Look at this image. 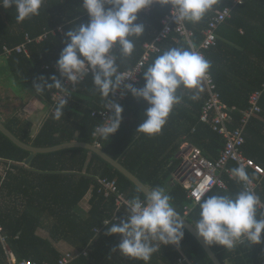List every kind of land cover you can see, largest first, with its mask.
<instances>
[{
  "label": "trees",
  "instance_id": "obj_1",
  "mask_svg": "<svg viewBox=\"0 0 264 264\" xmlns=\"http://www.w3.org/2000/svg\"><path fill=\"white\" fill-rule=\"evenodd\" d=\"M233 5V0H220L213 6L203 20L193 24L184 22L193 32V40L198 43L203 38V30L216 11ZM108 7V6H106ZM171 6H152L137 14L135 23L144 26L140 37H129L135 50L131 57L120 54L119 45L115 49L118 74L133 65L143 52V44L151 42L161 28V20ZM15 5L5 9L0 0V56L3 48H12L24 41L25 34L35 39L47 32L41 41H32L28 46L29 56L12 52L4 58L7 75L13 83L34 93V84L44 76L47 83L50 77H60L57 61L67 46L66 33L80 25L90 23V17L83 9V0H44L40 14L23 23H17ZM61 26L62 33L52 34L51 30ZM217 40L213 47L204 50V57L211 62L209 70L220 95L224 110L233 121L230 129L239 127L241 111L249 107V96L262 90L261 111L252 116L244 128L243 153L264 170V0H244L235 5L231 15L216 29ZM70 43V40L67 41ZM160 52L153 53L145 64L140 80L135 86L143 88L146 81L144 72L171 48L191 50L190 46L177 33H171L159 44ZM44 88L43 97L51 102V93ZM195 90L180 89L177 95L182 102L170 114L162 134L149 137L136 132L146 119L145 113L150 105L143 99L137 100L132 94L121 105L122 123L119 130L105 140L100 137V149L119 162L136 176L146 187L154 190L163 187L172 197L171 203L185 220L195 227L200 218L199 205L187 198V189L173 178V173L181 159L177 153L181 147V137L186 135L189 142L199 147L203 155L211 160L218 158L225 139L214 131L210 124L200 121V113L207 94L203 91L199 99L191 96ZM110 98V95L108 99ZM105 106V101L94 91L92 73L84 78L79 88L70 95L60 120L54 118V110L42 123L38 133L30 137L23 133L15 119L1 120V123L20 141L35 147H53L73 141L93 144V131L99 119L92 116L95 109ZM51 108V107H50ZM194 129V130H193ZM30 152L18 147L0 131V225L3 241L0 240V264H6V250L17 260H34L38 263L55 264L64 251L56 246L64 242L70 246L65 251L78 252L79 255L69 264H145L118 254L122 236L106 235L112 224L119 225L126 219V204L118 207L116 201L121 194L128 201L146 195L120 171L103 160L96 153L84 148H67L48 153L35 154L25 165ZM24 164V165H23ZM232 172L238 168L234 162L227 166ZM249 177L257 183L255 194L264 204V174L245 168ZM101 179L115 180L117 193L106 194ZM226 188L213 187L205 199L211 195L229 196L244 189L238 178L223 173ZM89 194L87 211L80 203ZM190 206L189 210H185ZM264 211L258 207V218ZM117 215L118 220L114 221ZM108 220L107 224L104 222ZM95 228H101L98 233ZM44 231L45 236L39 232ZM184 239L180 245H162L147 264H176L183 254L195 264H213L200 243L184 228ZM262 243L238 244L234 250L220 245L210 246L221 264H262L264 261V233ZM116 248L117 251L112 250ZM85 251L86 254H82Z\"/></svg>",
  "mask_w": 264,
  "mask_h": 264
},
{
  "label": "clouds",
  "instance_id": "obj_2",
  "mask_svg": "<svg viewBox=\"0 0 264 264\" xmlns=\"http://www.w3.org/2000/svg\"><path fill=\"white\" fill-rule=\"evenodd\" d=\"M218 3L220 0H83V9L89 15L90 23L74 27L66 33L67 46L60 53L57 69L60 77L74 86L92 73L94 91L101 95L107 110L114 112L96 129V135L107 140L119 130L124 109L108 97L122 85L134 98L143 99L150 105L145 113L146 119L136 132L149 137L162 134L174 107L182 102L183 97L177 95L178 91L195 90L191 99H199L203 82L212 67L194 45L192 50L171 48L144 72L146 84L143 88L124 84L126 79L134 76L118 74L114 49L119 45L121 56L131 57L135 44L129 37H140L144 33V26L135 23L137 14L153 4L170 5L176 24H196ZM43 4L44 0H2L5 9L15 5L17 23L38 16ZM47 79L39 77L38 80L43 83L34 84L35 91L43 96L45 87L49 91L59 90L61 95L54 118L60 120L70 92L57 76L50 77L52 83H47ZM232 174L245 185L244 189L235 198L211 195L207 199L205 196L209 189H203L196 197L200 218L194 227L206 245H220L228 250H234L238 244L258 245L262 243L264 233V218L257 216L260 197L248 187L252 180L244 166L233 169ZM171 200L163 187H157L147 192L145 200L137 196L126 202V219L119 225L112 224L106 232V235L122 236L118 250L124 257L147 264L162 245H180L185 235V219ZM261 215L264 217V214Z\"/></svg>",
  "mask_w": 264,
  "mask_h": 264
},
{
  "label": "built area",
  "instance_id": "obj_3",
  "mask_svg": "<svg viewBox=\"0 0 264 264\" xmlns=\"http://www.w3.org/2000/svg\"><path fill=\"white\" fill-rule=\"evenodd\" d=\"M244 0H233V5L225 6L223 9L218 10L210 18L208 26L203 30V38L200 42L196 43L193 40V32L189 30L185 23L176 24L174 18L171 14V8L169 12L161 20V28L156 33L154 39L151 42H146L143 44V52L139 59L131 65L128 69L124 70L121 74L132 75L133 78L126 79L124 84H133L134 87L138 84L140 80V75L142 74L145 64L150 59L151 54L160 52L159 44L163 42L171 33H177L183 41H185L192 50V46H195V50L198 51L201 55L204 56V50L213 47L216 44L217 35L216 29L231 15L233 7L237 4H242ZM63 29L61 26L51 30L52 34L62 33ZM47 35L43 33L37 38L33 39L29 37L28 34H25L24 41L12 48L4 47L3 55L8 56L12 52L24 53L26 56H29L28 44L32 41H41ZM116 49V48H115ZM114 49V54H115ZM91 73V72H90ZM89 73V74H90ZM204 86L207 94L206 101L202 106L200 113V121L208 123L211 125L212 129L216 131L225 139V144L222 150L219 153V156L215 160H211L203 155L202 150L199 147L189 146L188 148H182L180 151L179 158L181 159L179 166L173 173V178L176 181L181 182L187 189V198L192 200L194 203H197V195L205 188H208L209 191L217 186L225 189L226 183L223 179V173L228 174L233 177L232 172L227 167L229 162H234L238 167L244 166V168H251L258 174H264V170L257 164H255L250 158L245 156L243 153V144L245 141L244 138V128L248 120L252 116H257L260 111V97L262 90H256L252 92L249 96V107L241 111L242 118L239 124V127L235 129H230L229 124L233 121L231 114L224 110V107L220 100V95L216 89L215 83L212 76L208 73V77L204 80ZM79 84L75 86L72 85L66 78L63 85L68 89L71 95L79 88ZM264 88V85H263ZM61 95L59 91L51 93V102L52 106L50 110H54V106H57L58 97ZM131 95V92L127 91L122 85L119 90L114 94H110L109 100L119 104L120 106L123 102ZM70 97H66L69 99ZM92 116H95L99 119V123L95 126L93 131V145L100 148V136L96 135V129L99 126H102L105 121L114 115L113 111L107 110L105 106L95 109L91 113ZM194 130V129H193ZM251 179V178H250ZM252 180V179H251ZM101 184L104 187L106 194H115L117 193V185L115 180L101 179ZM243 187L245 185L241 183ZM257 183L252 180V183L248 187L255 192ZM128 200L123 197L121 194L117 196V205L120 207L123 204H126ZM259 208L264 211V204H260ZM185 210H189L190 206H186ZM264 214V213H263ZM264 218V217H262ZM117 215L114 217V221H117ZM108 220L104 222L107 224ZM101 228H95L94 232L98 233ZM2 226L0 225V240L3 241L4 238L1 235ZM82 254H86L85 251ZM79 255L78 252L64 251L58 258L55 264H69L74 258ZM7 261L6 264H40L34 260H17L13 253L9 250H6ZM49 264V263H41ZM176 264H195L192 260H189L186 256L181 254L178 258ZM264 264V261L262 262Z\"/></svg>",
  "mask_w": 264,
  "mask_h": 264
},
{
  "label": "crops",
  "instance_id": "obj_4",
  "mask_svg": "<svg viewBox=\"0 0 264 264\" xmlns=\"http://www.w3.org/2000/svg\"><path fill=\"white\" fill-rule=\"evenodd\" d=\"M5 57L7 56L2 54L0 59L4 61ZM10 86H14V83H10ZM50 107L51 103H49V101H46L43 97L30 90L20 87L15 96L10 87L0 86V118L4 121L15 119L19 122V126L22 128L23 133H29L30 137H34L38 133L42 123L49 115ZM189 146L193 145L189 142L188 137L183 135L181 137L180 151L182 148H188ZM180 151L177 153L178 158L180 156ZM88 197L89 194L80 203L84 211H87L88 208ZM56 246L60 251L70 249V246L64 242H58ZM118 254L123 257L119 250Z\"/></svg>",
  "mask_w": 264,
  "mask_h": 264
},
{
  "label": "water",
  "instance_id": "obj_5",
  "mask_svg": "<svg viewBox=\"0 0 264 264\" xmlns=\"http://www.w3.org/2000/svg\"><path fill=\"white\" fill-rule=\"evenodd\" d=\"M0 131L7 138H9L14 144H16L18 147L30 152V156L25 160V163H24L25 165H27L32 159V157L38 153H48V152H53L57 150L67 149V148H84V149H88L89 151L96 153L103 160L111 164L114 168L120 171L125 177H127L134 185H136L145 195L147 194L148 191H151L136 176H134L127 169H125L119 162L109 157L100 148L94 146L93 144L73 141V142H68V143H62V144H59L53 147H35V146L26 144L20 141L1 123V121H0ZM184 223H185V229L189 233H191L195 237V239L200 243V245L202 246L206 254L209 256V258L213 262V264H221L218 258L216 257L215 253L211 250L210 246L206 245L203 242V239L198 236V233L196 232L195 228L191 224H189L186 220L184 221Z\"/></svg>",
  "mask_w": 264,
  "mask_h": 264
},
{
  "label": "rangeland",
  "instance_id": "obj_6",
  "mask_svg": "<svg viewBox=\"0 0 264 264\" xmlns=\"http://www.w3.org/2000/svg\"><path fill=\"white\" fill-rule=\"evenodd\" d=\"M10 83H13V82H12L11 78L6 73V68H5L3 59H0V86H2V87H4V86L10 87L12 89V93L16 96V94L18 92V89H20L21 86L16 84V83H14V86H10ZM9 93L11 95L10 91H9ZM39 233L42 236L46 235V233L44 231H40Z\"/></svg>",
  "mask_w": 264,
  "mask_h": 264
}]
</instances>
